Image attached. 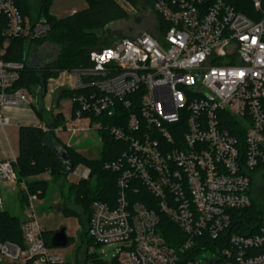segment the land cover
<instances>
[{
    "label": "built area",
    "instance_id": "built-area-1",
    "mask_svg": "<svg viewBox=\"0 0 264 264\" xmlns=\"http://www.w3.org/2000/svg\"><path fill=\"white\" fill-rule=\"evenodd\" d=\"M149 1L168 26L165 35L124 37L92 51V68L65 72L75 81L74 110L52 128L55 136L99 135L103 121L92 119L101 117L114 119L107 129L125 146L104 165L117 175V199L93 203L88 236L117 247L107 264H264V220L248 224L242 213L264 179V0H251L252 16L223 0ZM0 21V125L8 126V111L32 101L13 89L23 65L5 62L6 50L14 39H42L51 28L24 18L16 0H0ZM15 163L0 161V185L27 195L23 245L0 242V264H62L37 221L38 197L19 181ZM73 174L88 181L91 170ZM159 214L185 235L179 247L160 235Z\"/></svg>",
    "mask_w": 264,
    "mask_h": 264
},
{
    "label": "trees",
    "instance_id": "trees-1",
    "mask_svg": "<svg viewBox=\"0 0 264 264\" xmlns=\"http://www.w3.org/2000/svg\"><path fill=\"white\" fill-rule=\"evenodd\" d=\"M87 8L78 11L64 18H56L49 12L53 0H16L17 7L22 16L32 24L41 23L50 26L49 34L42 39L26 40L14 39L11 41L3 58L5 62L23 65L19 73V79L13 85V89H22L32 92L35 88L45 89L49 79H54L61 72L74 71L78 69H90L93 67L90 61V53L96 49L112 46L116 37L109 31V28L120 21L128 19L129 14L117 0H86ZM132 6L149 0H127ZM235 8L236 11L247 16H252L251 0H223ZM37 4V10L34 7ZM158 31L160 35H165L168 26L158 15ZM6 23L0 21V48L3 46L4 38L2 31ZM157 31V32H158ZM156 32V33H157ZM49 40L64 49L57 60L45 66L30 64V50L43 41ZM78 93H82L78 92ZM74 92L64 90L61 96H73ZM37 116H42L36 111ZM125 118V117H124ZM103 121L104 128L99 132L102 141L101 158L99 160H89L78 154L75 149L61 144L55 136L52 128L62 126L65 119L62 114H57L50 126V132L45 133L38 126H21L19 128V155L14 164V170L18 174L19 181H25L30 194L43 198L48 183L34 178L43 174H49L54 183H58L61 189L63 206L61 211L67 215H75L74 210L66 206L65 185L67 177L72 174L78 166H83L91 170L88 181H80L68 187V195L78 206L86 217L83 225L85 227L84 238L88 239V225L92 216V206L96 201L109 202L113 204L117 199V175L104 169V165L116 159L124 149L123 142L115 141L110 135L107 127H112L114 119L104 120L100 118L92 119V123ZM233 132V131H232ZM59 147L62 150H59ZM59 153H65L73 169L65 168V162L60 158ZM34 179V180H33ZM145 193V191H144ZM145 195L150 198L149 194ZM19 199L23 210L27 204V195L20 191ZM153 200V198H152ZM155 203V200H154ZM248 224H256L258 227L264 220V209H258L255 201L252 206L244 210ZM160 215L159 232L163 239L172 247H179L185 240V235L167 217ZM23 219L12 216L5 211H0V242H10L23 245L21 235V224ZM55 232L45 233L46 245L53 248L51 238ZM87 240V244H88ZM192 252V254H191ZM194 257V250L187 253ZM192 259V258H191Z\"/></svg>",
    "mask_w": 264,
    "mask_h": 264
},
{
    "label": "rangeland",
    "instance_id": "rangeland-1",
    "mask_svg": "<svg viewBox=\"0 0 264 264\" xmlns=\"http://www.w3.org/2000/svg\"><path fill=\"white\" fill-rule=\"evenodd\" d=\"M122 7L129 14L128 19L113 24L109 31L116 37V40L124 37H134L142 32H149L153 36L158 31L157 15L151 8V5H147V2L139 3L136 6H132L127 0H117ZM37 4H35V11L37 10ZM87 7L86 0H53L49 12L56 18H62L67 15L69 10H83ZM64 53V49L49 41H43L40 45L32 47L30 50V58L37 61L39 65L45 66L51 64L57 58ZM66 72V71H65ZM64 72H61L57 78L49 79L46 85V97L42 98V93L39 88H35L32 92H27V96L31 99L32 108H36L37 105H43L47 107H53V99H57L55 91L57 93L61 83L65 82L64 87L71 89V83H67L63 78ZM44 89V90H45ZM64 91V90H63ZM59 109L63 115L68 119L71 111V98L69 96H62L59 100ZM88 133V134H87ZM75 141L81 140V145H76L75 151L89 160H99L101 158L102 148L96 144V133L85 132L84 134H77ZM69 140L68 133L60 134L61 144L67 146ZM68 147V146H67ZM61 151L62 148L59 147ZM84 169L83 166H78L76 170ZM69 174L67 177V183L65 185V197L67 198L66 206L68 209L74 210L77 216L65 215L60 209L63 206V198L61 189L58 183H54L49 174H43L38 179L46 181L48 187L43 198H38L34 204L33 209L37 217L39 225L48 232H57L64 230L69 238V243L66 247L55 248L54 250L62 257V264H107L117 255V247L109 245H97L90 237L87 240L84 238L86 217L83 215L81 209L74 204L70 195H68V187L71 184H77L80 182L79 178L74 174ZM264 179L258 178L255 183V189L253 188L252 198L255 201L258 209H264ZM1 196L4 202V211L8 214L21 218H24V210L21 206L19 199L20 190L18 188L8 189L4 185H0ZM3 264H10V261L4 260Z\"/></svg>",
    "mask_w": 264,
    "mask_h": 264
},
{
    "label": "crops",
    "instance_id": "crops-1",
    "mask_svg": "<svg viewBox=\"0 0 264 264\" xmlns=\"http://www.w3.org/2000/svg\"><path fill=\"white\" fill-rule=\"evenodd\" d=\"M85 7L84 9H86ZM83 9V10H84ZM81 11V10H79ZM78 11L76 10H69L68 14L63 16L67 17L70 16ZM31 65H39L37 61H34L33 59H30ZM63 78L66 80L67 83H71L70 88L67 89L64 87L65 82L61 83L60 87L57 90V93L55 91L57 99H53V107H47L44 103L43 105H37V107L34 109L32 106L29 108L21 107L16 108L8 111V117L10 118V124L8 126H1L0 125V161H9V160H16L19 155V128L21 126H37V125H46L48 127L53 126L54 118L57 114H62L65 121H68L71 119L73 115V105L71 103V111L70 116L68 119L63 115L61 110H58L59 108V100L62 98L61 93L63 90H72L75 87V81L74 78L69 75L68 73H63ZM61 76V75H60ZM59 76V77H60ZM54 80V79H53ZM40 89V88H39ZM42 93V98L45 100L46 97V89H40ZM37 112H41L42 116L39 118L36 114ZM75 126L84 128L86 127V122L84 121H77L74 123ZM90 133H96L97 140L96 144L99 145V147L102 148V143L100 141L99 135L97 132L93 130H84L80 131L77 134H84L85 132ZM66 132V131H65ZM63 132V133H65ZM67 133V132H66ZM69 134V133H68ZM77 134L71 138L69 134V140L67 141V146L70 148L77 147L76 145H81L82 141L78 139V141H75L74 138H76ZM88 134V133H87ZM60 140V135L57 137ZM38 177L34 178L35 180H40ZM33 179V180H34ZM61 210V209H60Z\"/></svg>",
    "mask_w": 264,
    "mask_h": 264
},
{
    "label": "water",
    "instance_id": "water-1",
    "mask_svg": "<svg viewBox=\"0 0 264 264\" xmlns=\"http://www.w3.org/2000/svg\"><path fill=\"white\" fill-rule=\"evenodd\" d=\"M60 158L65 162V168L68 170L73 169V163L70 162L68 156L65 153H59ZM69 243V238L64 230L55 232L51 238V245L53 248H63Z\"/></svg>",
    "mask_w": 264,
    "mask_h": 264
}]
</instances>
